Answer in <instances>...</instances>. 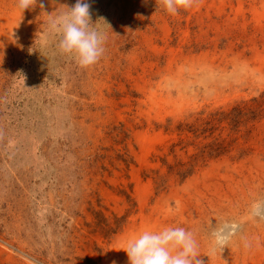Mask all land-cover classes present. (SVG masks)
Segmentation results:
<instances>
[{
  "label": "rangeland",
  "instance_id": "374dc122",
  "mask_svg": "<svg viewBox=\"0 0 264 264\" xmlns=\"http://www.w3.org/2000/svg\"><path fill=\"white\" fill-rule=\"evenodd\" d=\"M74 3L0 0V264H129V240L182 221L201 249L208 200L262 180L244 211L209 219L204 248L254 220L264 0H191L175 15L160 0H88L103 54L87 67L45 31ZM250 227L204 264H264V219Z\"/></svg>",
  "mask_w": 264,
  "mask_h": 264
},
{
  "label": "clouds",
  "instance_id": "9594fccd",
  "mask_svg": "<svg viewBox=\"0 0 264 264\" xmlns=\"http://www.w3.org/2000/svg\"><path fill=\"white\" fill-rule=\"evenodd\" d=\"M144 2L147 3V0ZM160 2L171 15H175L181 7L187 9L191 6V0ZM33 4L36 5V0H17V6L22 11L33 8ZM41 7L43 8V4ZM51 13L45 31L60 34V51L73 55L82 67L94 64L103 54V36L93 26L88 0H75L74 5L68 7L66 12L55 17ZM218 243L222 246V242ZM123 250L129 264H204L196 253L191 233L183 227L169 226L158 232L143 231L129 240Z\"/></svg>",
  "mask_w": 264,
  "mask_h": 264
},
{
  "label": "bare ground",
  "instance_id": "6f19581e",
  "mask_svg": "<svg viewBox=\"0 0 264 264\" xmlns=\"http://www.w3.org/2000/svg\"><path fill=\"white\" fill-rule=\"evenodd\" d=\"M254 183L256 182V180H252ZM262 181V180H261ZM261 181H259L258 184H253V185H248V190L243 191L241 194L240 199L236 197L235 194H219V196L217 197L216 200H211L209 199V205H206L204 208L206 209V214L205 217L206 219L209 221L210 218H215L219 215L222 214L223 211H225L224 214H222L224 217H226V215L228 216H236L239 212L244 211L246 208V204H249L251 201H253L254 199H257L258 196L262 193V189L263 187L261 186ZM247 183V182H246ZM243 184V183H242ZM249 184V183H248ZM234 186V184H233ZM221 188V187H220ZM222 189V188H221ZM243 190V188H241ZM246 189V188H245ZM239 191V190H238ZM215 195V194H214ZM214 197V196H213ZM234 207L235 210H232L230 208ZM252 213L255 214L254 216V220L260 216L261 218L264 219V211L259 209L258 207L253 208ZM246 212V211H245ZM244 212V213H245ZM251 214V213H250ZM243 216V215H242ZM245 217V218H244ZM183 218V217H182ZM243 218V219H242ZM241 218V221L239 222H232V226L229 227H225L224 230L222 231H216L215 233L217 234L216 238L214 239L212 245L209 248H204L205 244L210 243V229L208 226V221L207 223L204 224V226H200L199 231L195 232V234L197 235V237H199L200 235H202L201 240L203 241V243H201V249H199V246L196 245V253L198 254V256H200V258H203V255L206 253V251L208 249H210L208 256L211 258V250L215 251L217 249H222L225 247V243L227 240L228 235V230L234 229V230H239V233L242 235L244 234L245 236L249 237L250 232H251V227L250 224L252 225V221H254L252 218H250L249 216H247V213ZM185 219V218H184ZM240 219V218H239ZM186 221V220H185ZM179 222V221H178ZM259 225V223H257ZM210 225V224H209ZM256 225V224H255ZM176 227H184V223L182 221V223H180L178 226ZM229 227V228H228ZM258 228V227H257ZM261 229V228H260ZM258 229V230H260ZM230 233V232H229ZM257 234V233H256ZM232 235V234H231ZM252 236L256 238H258L259 240L262 239L264 240V230H261V236L258 235L255 236L252 234ZM242 237V236H241ZM254 241H250L249 244H252ZM218 242H222V246L220 243ZM239 246V245H238ZM244 247V246H243ZM203 249V250H202ZM224 250V249H223ZM235 250V249H234ZM236 251V250H235ZM225 252V251H224ZM243 252V251H242ZM204 253V254H203ZM235 253V252H234ZM207 255V254H206ZM207 256V257H208ZM223 259V258H222ZM220 260V259H219ZM223 261V260H222ZM205 263V262H204ZM218 263V262H217Z\"/></svg>",
  "mask_w": 264,
  "mask_h": 264
},
{
  "label": "trees",
  "instance_id": "16d2710c",
  "mask_svg": "<svg viewBox=\"0 0 264 264\" xmlns=\"http://www.w3.org/2000/svg\"><path fill=\"white\" fill-rule=\"evenodd\" d=\"M206 124H209V122H206Z\"/></svg>",
  "mask_w": 264,
  "mask_h": 264
}]
</instances>
